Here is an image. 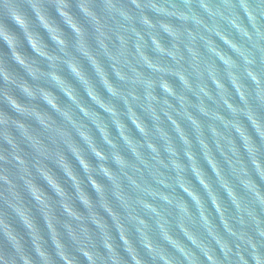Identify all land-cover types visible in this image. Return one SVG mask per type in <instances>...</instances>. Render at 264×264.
Here are the masks:
<instances>
[{"label":"clouds","instance_id":"clouds-1","mask_svg":"<svg viewBox=\"0 0 264 264\" xmlns=\"http://www.w3.org/2000/svg\"><path fill=\"white\" fill-rule=\"evenodd\" d=\"M0 264H264V0H0Z\"/></svg>","mask_w":264,"mask_h":264},{"label":"water","instance_id":"water-1","mask_svg":"<svg viewBox=\"0 0 264 264\" xmlns=\"http://www.w3.org/2000/svg\"><path fill=\"white\" fill-rule=\"evenodd\" d=\"M29 51H30V49H29Z\"/></svg>","mask_w":264,"mask_h":264}]
</instances>
